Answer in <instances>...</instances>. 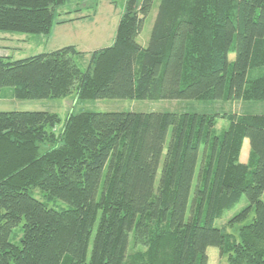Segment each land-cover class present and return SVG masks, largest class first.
I'll return each instance as SVG.
<instances>
[{
    "label": "trees",
    "instance_id": "obj_1",
    "mask_svg": "<svg viewBox=\"0 0 264 264\" xmlns=\"http://www.w3.org/2000/svg\"><path fill=\"white\" fill-rule=\"evenodd\" d=\"M71 1L0 0V34L50 36ZM154 2L126 0L115 42L88 63L75 46L0 54V95L264 102V0H160L142 47ZM263 195L264 114L0 112V264H208L211 247L219 264H264Z\"/></svg>",
    "mask_w": 264,
    "mask_h": 264
},
{
    "label": "rangeland",
    "instance_id": "obj_2",
    "mask_svg": "<svg viewBox=\"0 0 264 264\" xmlns=\"http://www.w3.org/2000/svg\"><path fill=\"white\" fill-rule=\"evenodd\" d=\"M75 1V2H74ZM72 0L64 10L72 12L71 18L76 19L71 23L55 25L50 36L0 34V54L12 56L13 60L25 59L41 53L55 51L57 49L75 46L79 51L86 54L85 60L88 63L90 55L97 50L112 46L116 33L115 23L122 17L126 0ZM73 2V3H72ZM160 0H155L153 10L147 18L144 28L137 38V42L146 47L151 35L152 26L157 14ZM91 12L90 18H82ZM92 13H96L95 17ZM60 17L58 19L60 20ZM235 54L229 55V61L233 64ZM85 63V64H86ZM81 66L83 68L84 65ZM232 66V65H231ZM85 68V66H84ZM254 75L258 72H254ZM49 112L58 114L64 121L70 113L79 112H129V113H152V112H176V113H250L264 114V102H232L216 101L203 103L199 101H135V100H92L87 102H75L74 96L66 99L49 100H18L14 97L11 88H5L0 95V112ZM229 126L227 120L220 119L216 125L218 134L222 133ZM62 126L58 127V130ZM169 133V138H170ZM250 143L245 141L240 161L247 163L249 160ZM160 175V173H159ZM32 195L48 204L50 208L60 210L68 209L69 205L59 199L46 200L44 194L32 190ZM264 201V195H263ZM248 206L246 197L232 210L225 212L224 216L215 221V227L224 228L228 222L245 207ZM22 225L15 229L16 236L22 237ZM241 226L227 229L228 232L238 234ZM19 238L12 239V242L20 245ZM219 251L211 247L207 250L209 263L214 264L213 255ZM217 256V255H216ZM220 263V257L215 258V264Z\"/></svg>",
    "mask_w": 264,
    "mask_h": 264
},
{
    "label": "crops",
    "instance_id": "obj_3",
    "mask_svg": "<svg viewBox=\"0 0 264 264\" xmlns=\"http://www.w3.org/2000/svg\"><path fill=\"white\" fill-rule=\"evenodd\" d=\"M71 13H72V12H68V11H66V10H63V11H62V15H61V17H60V20H62V21H64V20L69 21V22H67V23L74 22L76 19L71 18V16H72ZM90 14H91V12L88 13L86 16L82 17V18H85V19H86V18H90V17H91ZM92 15L95 17L96 13H92ZM156 15H157V14H156ZM155 17H156V16H155ZM120 20H121V18L115 23V26H117L116 28H118V25H119ZM63 24H64V23H63ZM58 25H61V24H58ZM116 31H117V29H116ZM115 37H116V33H115ZM115 37H114V39H113L112 45H113V43L115 42ZM142 47H144V46H142ZM218 251H219V250H218ZM216 255L219 257L218 252H217ZM216 255H213V262H214V264H215V258L217 257ZM208 258H209V256H208ZM208 263H209V262H208Z\"/></svg>",
    "mask_w": 264,
    "mask_h": 264
}]
</instances>
